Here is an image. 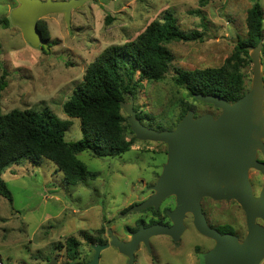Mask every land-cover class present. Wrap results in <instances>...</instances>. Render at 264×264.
I'll return each instance as SVG.
<instances>
[{"label":"rangeland","instance_id":"374dc122","mask_svg":"<svg viewBox=\"0 0 264 264\" xmlns=\"http://www.w3.org/2000/svg\"><path fill=\"white\" fill-rule=\"evenodd\" d=\"M199 1L85 0L71 10L69 26L61 13L42 18L50 45L43 49L25 42L20 29L11 24L9 14L18 0H0V19H9L7 27L0 25V82H5L0 89V113L46 106L60 119L70 121L65 132L67 141L80 139L79 119L67 117L62 105L82 81L87 65L104 48L133 40L167 11L174 14L181 30H196L202 36L168 45L173 55L170 70L159 81L144 79L132 99V108L144 125L155 130L173 127L185 103L197 113L217 111L194 101L177 86L172 81V67L192 70L220 66L233 51L237 38L247 36L246 13L251 3L208 0L200 5ZM259 2L264 33V0ZM261 62L264 72L262 54ZM251 65L252 62L242 68L247 90ZM164 152L161 142L136 138L129 151L120 156L97 158L88 151L81 152L78 158L97 175L76 185L68 184L45 158L37 163L22 159L4 168L1 177L11 202L0 195V264H61L67 261L61 246L70 236L79 242V258L75 261L85 263L93 256L90 245L108 240L107 227L127 237L125 225L133 223V217L141 213L120 214L149 194V186L165 160ZM249 176L256 181L258 191L264 178L254 171ZM223 207V213L208 208L211 220L227 216L234 225L243 224L241 210L228 202ZM199 243L204 247L212 245L209 239L202 242L193 230H188L179 244L156 236L152 240L154 256L142 250L134 264H197L193 247ZM99 264H127V259L109 246L101 250Z\"/></svg>","mask_w":264,"mask_h":264},{"label":"water","instance_id":"95a60500","mask_svg":"<svg viewBox=\"0 0 264 264\" xmlns=\"http://www.w3.org/2000/svg\"><path fill=\"white\" fill-rule=\"evenodd\" d=\"M85 0H18L9 14L12 25L17 26L25 42L33 47L48 48L38 28L44 16L61 13L70 25L71 10ZM251 58V81L248 90L237 100H228L213 94L195 93L193 98L220 110L214 117L210 113L194 117L192 109L181 117L173 129L155 130L144 125L132 108V98L121 103L127 122L135 138L143 141L163 142L167 159L155 184L153 193L129 211L153 206L169 195H175L177 207L167 211L172 225L152 224L131 233L128 241L119 239L107 229L110 240L91 244L93 256L85 263L75 260L61 264H99L101 250L111 246L134 264V251L139 243L149 248V238L168 235L177 241L183 230L182 217L186 211L195 215V227L204 236L214 240L212 250L199 254V264H259L264 259V227L255 219L264 220V186L259 196L253 195L249 179L250 169L264 176V163L256 159V152L264 155V72L261 62L262 41L246 46ZM201 196L216 200L234 199L244 210L248 233L243 241L232 234H221L204 221L199 207Z\"/></svg>","mask_w":264,"mask_h":264},{"label":"trees","instance_id":"16d2710c","mask_svg":"<svg viewBox=\"0 0 264 264\" xmlns=\"http://www.w3.org/2000/svg\"><path fill=\"white\" fill-rule=\"evenodd\" d=\"M206 1L199 3L204 5ZM249 1L247 36L237 38L233 51L220 66L192 70L172 67V81L185 89L194 101H197L193 98L195 93H203L233 102L247 91L242 68L251 58L246 46H256L262 41L261 54L264 56L263 10L259 0ZM0 25L7 27L9 19L1 18ZM38 28L48 39V29L42 19L38 20ZM201 36L196 30H181L174 14L167 11L161 19L152 20L133 40L104 48L87 65L82 81L62 105L67 117L79 119L81 138L76 141L65 139L70 121L60 119L46 106L0 113V195L11 202L1 172L22 159L34 163L42 158L51 161L71 185L94 179L96 172L89 170L77 155L88 151L94 157L104 158L129 151L135 136L121 103L135 99L144 79L159 81L166 76L173 61L170 43L196 40ZM4 86L1 80L0 89ZM189 109L193 106L185 103L178 120ZM136 116L142 121L141 116ZM128 133L132 137L127 138ZM78 246L73 236L65 239L61 247L65 249L67 261L79 258Z\"/></svg>","mask_w":264,"mask_h":264},{"label":"flooded vegetation","instance_id":"af4514ba","mask_svg":"<svg viewBox=\"0 0 264 264\" xmlns=\"http://www.w3.org/2000/svg\"><path fill=\"white\" fill-rule=\"evenodd\" d=\"M215 109V108H214ZM194 111V117L196 116H199V115H202L204 113H210L212 114L214 117L218 116L220 114V110L216 109L217 111H214V112H209V111H205V112H201V113H197L194 109H192ZM181 119V118H180ZM179 119V120H180ZM177 120L175 125L177 124V122L179 121ZM175 125L173 127H168V128H165L166 129H173L175 127ZM161 130H164V129H161ZM264 142V140H263ZM164 146H165V160L164 162L161 164V167H160V171L159 173L157 174L155 180H154V183L156 182L158 176L161 174L162 172V168H163V165L166 163V159H167V148H166V144H164L163 142H161ZM256 159L260 162H263L264 163V155L260 152V151H257L256 152ZM256 172L259 176L263 177L264 176L257 170H254V169H250L249 171V174L250 172ZM249 179H250V182H251V185H252V190H253V195L255 197H258L259 196V193H260V190L261 188L264 186V180H263V183L260 185L259 187V190L256 191L255 190V187H256V181L255 180H252L249 176ZM152 184V185H153ZM151 185V186H152ZM151 186H149V194L143 198L142 200H140L139 202H135L133 204H130L129 207H127L124 212L122 214H120L121 216L125 215V214H131V213H141L140 216H134L133 217V223L131 224H128V225H125L124 227V231L126 233V236L127 237H122V235L118 236V234L111 228L112 230V233L117 236L119 239L123 240V241H128L130 240L131 238V233L138 230L140 228V226H144V227H147V226H150L152 224H163V225H167V226H170L172 225V221H171V218L170 216L168 215L167 211H172L174 210L176 207H177V200H176V196L175 195H169L167 197H165L159 204L158 208H154L153 206H150V207H147V208H144V209H141L139 211H129V209L135 205V204H138L142 201H144L146 198H148L152 193H153V190L150 188ZM230 203V204H233L237 207V209L241 210L242 212V215H243V224H241L240 226H236L234 225L230 220H229V217H224V218H221L220 222L218 220V218H215L214 220H211L212 216L209 215L208 213V208H214L215 210H217L218 212L220 213H223L224 212V204H227ZM199 207H200V211L201 213H199L200 216L203 217L205 223L210 227V228H213V229H216L218 232H220L221 234H232L234 236H236L238 238L239 241H243L248 233V227H247V223H246V216H245V212L244 210L242 209V207L234 200V199H230V200H216V199H213L209 196H201L200 199H199ZM223 211V212H222ZM223 216H225V214H222ZM221 216H219L220 218ZM255 222L256 224L260 225L261 227H264V220H262L261 218H256L255 219ZM182 224H183V230L182 232L180 233V236L178 238L177 241H174L170 236L168 235H157V236H163L167 239H169L171 241V243H174V244H179L182 240V237L184 236V234L190 230V231H195L199 236L202 237V242L203 240H210L212 242V245H210L209 247H204L203 244H196L194 245L193 249L196 250L194 252H196V256H197V264H199V254L200 253H206L210 250L213 249L214 245H215V242L214 240H212L211 238L209 237H206L204 235H202L195 227V215L190 212V211H186L182 217ZM110 228V227H107L106 230H105V234L107 236V239L108 240H101L102 242L101 243H106L110 240V237L109 235L107 234V229ZM156 237V236H153L151 238H149V241H148V244H149V248L144 245L143 243H139L134 251V261H136L137 259H139V254L142 250H145L146 252H148L149 255H152L154 256V250H153V244H152V240L153 238ZM205 238V239H204ZM99 243V242H97ZM153 245V246H152ZM117 250V249H116ZM263 261V260H262ZM261 261V262H262ZM260 262V263H261ZM259 263V264H260Z\"/></svg>","mask_w":264,"mask_h":264}]
</instances>
